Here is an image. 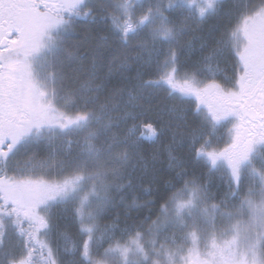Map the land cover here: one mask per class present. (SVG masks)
I'll list each match as a JSON object with an SVG mask.
<instances>
[{
  "label": "snow or ice",
  "instance_id": "obj_1",
  "mask_svg": "<svg viewBox=\"0 0 264 264\" xmlns=\"http://www.w3.org/2000/svg\"><path fill=\"white\" fill-rule=\"evenodd\" d=\"M0 264H264V0H0Z\"/></svg>",
  "mask_w": 264,
  "mask_h": 264
}]
</instances>
